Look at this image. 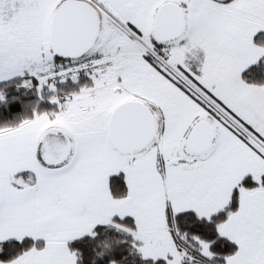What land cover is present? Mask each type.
Returning <instances> with one entry per match:
<instances>
[{
	"label": "snow or ice",
	"instance_id": "6c2138e0",
	"mask_svg": "<svg viewBox=\"0 0 264 264\" xmlns=\"http://www.w3.org/2000/svg\"><path fill=\"white\" fill-rule=\"evenodd\" d=\"M0 264H264V0H0Z\"/></svg>",
	"mask_w": 264,
	"mask_h": 264
}]
</instances>
